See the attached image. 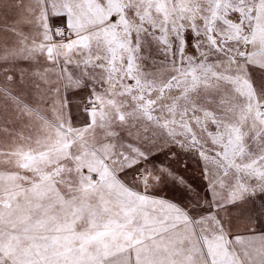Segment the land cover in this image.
<instances>
[{
  "label": "snow or ice",
  "instance_id": "obj_1",
  "mask_svg": "<svg viewBox=\"0 0 264 264\" xmlns=\"http://www.w3.org/2000/svg\"><path fill=\"white\" fill-rule=\"evenodd\" d=\"M0 264H264V0H0Z\"/></svg>",
  "mask_w": 264,
  "mask_h": 264
}]
</instances>
